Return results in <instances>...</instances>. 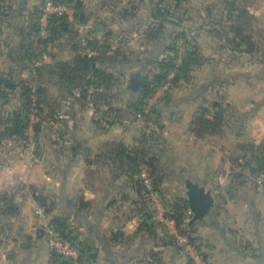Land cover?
<instances>
[{
  "label": "crops",
  "instance_id": "0c3cea01",
  "mask_svg": "<svg viewBox=\"0 0 264 264\" xmlns=\"http://www.w3.org/2000/svg\"><path fill=\"white\" fill-rule=\"evenodd\" d=\"M80 1L83 6V22L90 33L97 31V36L101 37L107 27L118 30L122 26H128V23L120 24L114 17V12L134 0ZM41 2L42 0H10L9 11L0 13V73L15 71L24 78L30 75L23 63L15 62L19 51H13L19 46V29L27 27L30 13ZM146 3L141 4L138 12L142 19L147 16ZM250 12L259 20L261 17L264 20V12L251 9ZM196 14L194 22L200 23L206 19L204 7L199 8ZM96 23H100L105 30H94ZM135 26L130 23L128 27L130 46L140 52L144 51L150 57L160 56L163 51L160 44L146 48L142 45ZM198 35V47L201 49L197 52L206 55L208 61L197 58L196 53V58L192 61L196 66L194 70L191 68V79H182L172 89L170 97L158 104L157 115L163 127L156 148L163 170L168 174L172 172L174 183L192 179L211 190L214 195L217 182L210 178V173L221 167L220 144L217 143L219 136L216 133L202 137L196 135L191 129L192 122L200 109L209 106L214 100L213 94L221 89L227 96L224 106L228 109V124L240 122L242 127H247L248 132L251 126L254 139L263 140L264 66L258 68V77L255 79V87L259 83V96L253 97L246 87L254 80L250 74L245 75L249 83L245 80H232L219 86L218 79L215 78L218 75L216 65L212 68L213 64L210 62L209 72H201V69L208 66L206 62L210 61L209 58L215 60L218 56L210 49L212 46L204 45L206 38L212 37L204 29H199ZM213 42L217 40L214 39ZM49 53L44 59L47 63L58 59L68 60L73 56L65 37L50 45ZM141 69L143 68L137 65L127 72L135 73ZM198 71L202 74L199 75ZM230 75L235 74L232 72ZM135 94L132 91L121 94L118 104L131 100ZM20 103L17 90L10 94L7 101L0 98V116ZM74 106L59 135L45 142L47 146L42 156L40 155V161L33 162L29 151L31 144L20 141L19 144L16 138H3L0 141V194H8L6 201L13 203L8 204L10 213L0 210V232L6 222L13 221L10 225L15 228L14 240L4 242L0 238V264H50L51 251L47 240L42 233L32 230L37 201L32 196L30 186H36L55 202L50 217H69L74 234L79 232L87 249V256L83 257L84 264H148L144 256L151 251L158 252L161 259L160 263L154 264H252V261L264 264L263 246L257 247L252 242L257 253L255 257L244 252L246 249L238 246L236 232L239 231L232 229L235 225L243 231L251 227L261 237L264 232V193L253 189L246 182H231L223 196V203L215 198L216 202L210 213L196 221L195 228L202 240V253L197 251L198 256L194 258L181 250L175 241H168V244L163 242L161 238L167 234L163 226L157 229V235L161 237L158 240L155 239L157 235L154 237L148 231L140 229L143 221L138 205L140 197L135 189L131 190L132 196L129 191L130 187H135L132 174H114V168L110 164L98 159V154L107 141L121 140L128 145L137 144L142 133L150 130V125L138 128L132 124L115 123L112 130L102 132L94 121L90 106L84 108L78 103ZM230 108L236 110L229 112ZM41 144L39 138V147ZM19 184L23 189L16 192V188L20 189ZM119 196L122 204H119ZM81 199L88 203L86 208L79 205ZM2 204L0 201V206ZM167 235L169 238L172 236ZM258 241L260 243L262 240Z\"/></svg>",
  "mask_w": 264,
  "mask_h": 264
},
{
  "label": "trees",
  "instance_id": "16d2710c",
  "mask_svg": "<svg viewBox=\"0 0 264 264\" xmlns=\"http://www.w3.org/2000/svg\"><path fill=\"white\" fill-rule=\"evenodd\" d=\"M1 1L0 13H7L10 9V0ZM63 1L77 4L80 12H83L80 0ZM188 1L190 0L131 1L114 12V17L118 19L119 23H128V26L118 30L107 27L101 37L97 36V31L89 32L86 46H82L77 30L64 17L52 16L49 23V36L41 37L38 22L41 10L39 6H36L30 13L27 27L19 29L21 37L19 46L16 51H13L14 53L19 51L18 59L15 62L23 63L24 68L30 71V75L24 78L15 71L0 73V98L7 101L10 94L17 90L21 101L19 106L2 117L0 116V141L3 138H16L17 141L27 144L31 124L35 139L38 140L44 126L46 127L44 122L49 124V121L62 109V100L68 98L74 89H79L82 92V98L78 99L75 104H81L84 108L89 106L90 101L87 96L91 86L103 88L101 92L93 96L92 101L97 107L105 105L106 111L113 115L115 123L127 124V120L128 124L135 123L140 117L148 119L147 122L151 123L150 130L142 133L137 144L128 145L121 140L107 141L98 154V159L105 164H110L114 168L112 170L114 174L119 172L124 175L132 174L131 179L134 181L140 197L139 209L143 213L140 229L148 231L154 237L157 235L158 227H162V225L153 222L154 212L147 205L149 204V193L138 182V178L142 165H147L150 169L154 190L161 194L167 173L161 166L156 148L163 127L157 115L158 105L154 106L150 112H145L144 109L148 99L168 79L171 71H175L172 89L182 79L185 81L191 79L192 70L187 65L196 58L199 47L187 39L188 34L193 30L198 32L199 29H204L210 37L217 40L216 53L218 52L217 54H220L221 57L226 56L228 59V57L234 56L236 59L244 53L248 56H258V61L264 64V33H261L260 38L256 36V30L261 29L257 24L255 25L258 18L250 12L248 0H211L204 6L206 19L200 23L194 22L192 30L190 28L181 29V22L178 20L180 14H186L188 20L194 18L196 21L197 16L193 14L191 18L189 8H186ZM142 3H146L149 11V17L145 20L138 13ZM215 11L218 12L219 17L217 14H213ZM130 23L136 25L140 41L146 48L160 44L163 50L160 56L150 57L144 51L140 52L130 46L128 31ZM62 37H65L69 42L73 51L72 58L45 62L44 55H50L49 46ZM181 39L185 40L187 53L182 64L178 65V44ZM113 47L115 48L113 49ZM88 50H94L97 53L89 55ZM137 65L143 69L135 73L127 72ZM132 76L145 78L146 85L137 91L129 88ZM219 81L218 79L219 84L217 85L222 86ZM52 87L56 89L54 92ZM129 91L136 92L135 96L121 105L118 104L120 95ZM220 91L221 89H219L218 95ZM170 94L171 92L162 101L170 97ZM33 95L37 97L36 106L33 105ZM35 108L38 109L36 115L41 117V120L31 123V115ZM227 112L228 109L224 106L223 100L214 99L209 106L200 109L198 116L192 122V131L200 137L210 133H221L222 128L228 124L226 121ZM209 113H212V118L207 116ZM97 126L100 127V124ZM239 146L243 155L236 156L233 161L236 162L242 156L248 160L244 164L243 170L234 173L233 180L245 178L246 169L252 179L256 174L264 171V141L258 144L245 142ZM30 191L34 199L42 205L46 214L51 215L50 213L54 211L55 207V202L50 199L51 197L36 186H30ZM8 198V194H0V201L3 202L1 211L10 213V207L6 204ZM166 202L168 214L176 219L180 232L187 235L197 251L201 252L202 240L195 228L197 223L185 222L190 209L187 197L179 195L174 200H166ZM79 205L86 208L88 203L81 199ZM50 224L61 237L77 246L79 263L84 264L83 257L87 256V249L81 245L83 243H78L79 237L74 235V228L71 226L69 217L54 215ZM162 228L164 229V226ZM167 234L163 238L157 235L155 239L161 238L165 244H168V241H175L173 236L169 238ZM242 247L249 250L252 256L257 255L256 249L251 245ZM148 254L145 258L148 264L160 263L158 252L151 251ZM50 264H72V262L58 253L52 252Z\"/></svg>",
  "mask_w": 264,
  "mask_h": 264
},
{
  "label": "rangeland",
  "instance_id": "374dc122",
  "mask_svg": "<svg viewBox=\"0 0 264 264\" xmlns=\"http://www.w3.org/2000/svg\"><path fill=\"white\" fill-rule=\"evenodd\" d=\"M210 1L211 0H190V1H188L187 5H186V8H189L188 11H190L189 12V15L191 16V18L193 17V14L195 15L197 13V11H198L199 8L204 7ZM248 1H249L248 2V6H249V8L251 10H255L257 12H264V0H248ZM217 13L218 12L215 11L213 14L215 15ZM143 14H146V13H143ZM261 14H263V13H261ZM146 15L147 16H146L145 19H147L149 17L148 16L149 15V11L147 12ZM187 16L188 15H186V14H180L179 17H178L179 22H181L180 23L181 29H188V28H190L192 30L194 28H191V27H194L192 25H193L195 19L193 18L192 19V22L193 23H191V21L188 20V17ZM217 16L219 17L218 14H217ZM261 18H262L261 20L257 19L256 22H255V25L257 24V26H259L260 29H261V30H259V29L256 30V32H257L256 36H258L259 38L261 36V33L262 32L264 33V20H263V17H261ZM123 27H125V26H122V28ZM88 32H89V30H88ZM193 32L197 36L196 39H193V40H195V44L194 45L195 46H198V44H199V35H198V32H195V30H193ZM263 36H264V34H263ZM206 39L207 40L204 43V45L206 47L212 46V48H210V49L216 53L217 43L216 42H213L214 39H212V38L207 37ZM189 41L192 42V40H189ZM183 45H184V47H186L185 44H183ZM202 48H203V50L205 49V47H202ZM200 49H201V47H200ZM200 49H198V50L200 51ZM186 53H187V49L184 52V54H182L181 61L178 63L179 65L182 64L183 58L186 55ZM197 56H198L197 58H200V59H207L208 58V57H205L206 55L204 56L202 53H199V52H197ZM233 58H234V56L231 57V58L228 57V59H226V56H224V58H223V57H221L220 54L215 58V60L209 58L210 61L209 62H206V63H208V66H205L206 68L201 69V72L202 73L205 72L204 74H207L209 72V68H210L209 63L212 62V64H213L212 65L213 66L212 68H214L215 65H216V72L218 74V75L215 76V78L219 79L220 80L219 82H221L222 85L223 84L225 85L226 83H230L232 80L233 81L236 80L237 82L238 81L244 82V80H245L246 82H248L246 80L247 78L245 77V75L246 74H248V75L250 74L252 76V78H254V80L252 81V84H250V86L248 85L246 87L250 90L251 95H253V97H254V95L259 96V93H257V91H259L258 90L259 83L255 87V83H256V80L255 79H256V77H258V68L259 67H262L264 65L258 61V56H255V55H249L248 56V55H246V54L243 53L242 55L240 54V58L237 57L236 59L234 58V60H233ZM204 61H208V59L207 60H204ZM213 62H215V64ZM187 66H189V67H191L193 69L196 65H194V64H192V62H190V63H188ZM242 69H244V71ZM201 72L198 71V74L200 75ZM232 72L235 75H233V76L230 75V74H232ZM55 90L56 89L54 87H52V91L54 92ZM213 95H215L214 97H212L213 99H217L219 101L223 100V103L226 104L225 100L227 99L226 98L227 96H226V93L223 90L220 91L219 95H217V94H213ZM99 107H100V110H102V113L99 114V115H96V114L93 113L94 121L96 122V124H100V127L97 126L100 129V131H102V132H108V131L112 130V127L113 126H115L114 125L115 124V121L113 119L110 122L111 125L106 127L102 119H103V116L104 115H107L108 111H106L107 110L106 107H104L102 105L99 106ZM72 108L73 107H71L69 109V111L66 114V117L64 119H62L57 126L50 125V124H47V123L44 122V124L46 125V127L44 126V130L42 131V134L39 137V138H41V141H42V144H41L40 147L38 145V140L39 139L38 140L35 139L34 132L33 133H30L29 132V135H28L29 136V139L27 141V144L28 143H29V145L31 144L29 151L31 153L33 162L34 161H36V162L37 161H40V159H41L40 158V155L42 156V153L45 151V148L47 146V143H45V142H49V140L51 138H56V136L59 135V133L62 130L64 121L67 120L70 117V115H69L70 114V111L73 112L72 111L73 110ZM74 108H75V106H74ZM232 110H236V109L230 108L229 109V112H232ZM207 116H208V114H207ZM212 116H213L212 113H209V116L208 117L209 118H212ZM32 117L33 116L31 115V122H32ZM34 120H35V122H32V123H36L37 121H40L41 120V117H39V116L36 115V117L34 118ZM147 120L148 119H146V118H142V119H139L138 121H136L135 123H130V124L135 125L138 128H141L144 125L145 126H147V124L150 125V123H147ZM126 123L127 124L129 123L128 120L126 121ZM249 131L250 132H248V129H247L246 126L245 127H242L241 124H240V122H237V121L235 122V125H233V124H226L222 128V132L218 134L219 141L217 142V143L220 144V148H219V155H220L219 165H221V167H220V169H217L216 168V170H214V171H212L210 173V178H213V180H215V182H217L218 175L221 172V169H222L223 165L228 164V163H232V162H234L233 159L236 156L243 155V151H240L239 150V147H240L239 145L240 144H243L245 142H250V143L253 142L255 144H258L261 141H264V139L261 140V141H257L256 139H254V137L252 135L251 126H250V130ZM18 143L21 144L19 141H18ZM241 158H243L244 161H243V163H241L242 165H241L240 170H243L244 167H245L244 164L247 162L248 158L243 157V156ZM161 165H162V163H161ZM244 174H245L244 175L245 178H242V179L236 180V181H234L232 179L233 181H231V182H235V183H238L239 181L246 182L247 185H249L253 189H255L254 184H253V180L250 178L248 169L245 170ZM174 179L175 178H174L172 172H171V174H168L167 173V176L165 177V180L163 182V188H162L163 195H162V193L160 194V192H157V193L155 192L153 194H149L148 195L149 204H147V205L149 207H151L150 210H153L154 213H155L156 208H157V207H154L155 206V203L157 201L158 202H162V203L165 204V203H167L166 200L167 201L174 200L175 197H178L179 195L186 196L187 197L185 181H180L179 184L178 183L176 184V183H174L175 182ZM138 182L146 190V188L142 184L140 178H138ZM19 188L20 189H17L16 188V192H19V191H21L23 189V188H21V185L19 186ZM134 189L136 190L135 187H130L129 188V191H130L131 196H132L131 190L135 191ZM24 192H26V190ZM146 192H148V191L146 190ZM21 193H23V192H21ZM119 200H120L119 201V204H122L120 196H119ZM130 202H132V201H130ZM10 203H12V202L11 201L10 202L9 201H6V204L7 205L10 204ZM36 206H42V205H40V203L37 202V205ZM35 208H34V222L35 223L32 226V228H33L32 230L34 232H36V230H37V233H39V232L41 233V228H40L41 220H39V218L35 214ZM136 209H137V206H136ZM0 210H3V207ZM141 214H143V213L141 212ZM192 215H193V213H192ZM51 218L52 217H50L47 214V221L50 222ZM6 220H9V219H6ZM12 222L13 221L6 222L3 225V227H2V230L0 232V235L2 234V236H0V238H2L4 242H7V241L9 242V240L10 241L14 240V236L15 235H14L13 229H15V228H13V226L10 225ZM153 222H155V221H153ZM232 229H234V230L236 229V230L239 231V233L236 232L237 233L236 237L239 240L238 246H243V245H248L249 246V245H251L252 248H254V244H255V246H257V247H260V246L262 247L263 246V248H264V232L261 235V237L259 238V236L257 234H255L254 230L251 227H249L248 229H246V231H243L242 229L240 230V228L238 227V225H235ZM8 230H9V232H8ZM246 233H248V235ZM74 235L77 236V237H79L77 239L78 243L84 242L83 239H82V237H80L79 232H76ZM228 236H230V235H228ZM259 239L262 240V241H260V243L258 241ZM45 240H46V237H45ZM252 242L254 244H252ZM81 245H83V244H81ZM180 249L183 250L181 247H180ZM155 250H157V249H155ZM240 250H241V248H240ZM243 251L244 252H248V253L250 252L247 249L246 250H243ZM51 254H52V251H51ZM147 255H149V254H147ZM146 256H144V259L146 258ZM252 262H254L252 264H258L255 261H252Z\"/></svg>",
  "mask_w": 264,
  "mask_h": 264
},
{
  "label": "built area",
  "instance_id": "2783aa9c",
  "mask_svg": "<svg viewBox=\"0 0 264 264\" xmlns=\"http://www.w3.org/2000/svg\"><path fill=\"white\" fill-rule=\"evenodd\" d=\"M2 1L0 0V5ZM40 7V15H39V33L40 36L46 38L49 36V23L52 16L64 17L72 26L77 30L79 34V41L82 46L87 45L88 40V27L81 20V12L77 4L73 2H67L63 0H42ZM195 33L192 31L188 34L187 39L192 40L193 44H195L196 39ZM184 39H181L178 44V57L177 64L181 61L182 54L186 51L184 47ZM115 47H113L114 49ZM89 55L96 54L97 51L88 50ZM47 58V55H44V59ZM179 65V64H178ZM175 76V71H171L168 75V79L161 84L154 92V94L148 99V103L144 109L145 112H150L154 106L158 105L171 91L173 87V78ZM102 87L91 86L89 88V94L87 99L90 101L89 106L93 110V113L99 115L102 113L100 107H97L92 98L94 95L102 91ZM82 98V92L79 89H74L73 93L66 99L62 101L63 107L57 112L55 117L49 121L50 125L57 126L59 122L66 117L67 112L71 107L74 106L75 102L78 99ZM33 105H37V97L33 95ZM38 109L35 108L32 114V122H35L34 118L36 117V113ZM141 116V115H139ZM209 116V114H208ZM144 117H140L142 119ZM114 119L113 115L107 113V115L103 116V122L105 126H110L111 121ZM31 122V123H32ZM158 129V127H155ZM29 132L33 133L32 124L29 126ZM244 159L239 158L236 162L228 163L223 165L221 172L218 175L217 179V187L214 189V197L220 199L219 203H223V196L227 192V187L231 183L233 179V175L235 172L240 171L241 163H243ZM139 178L148 191L149 194L155 193L153 180L151 177L150 169L147 165H142ZM253 184L255 189L264 193V171L256 174L253 178ZM216 202V199H215ZM156 211L153 216V220L164 226L165 230L169 235H172L175 238L176 244L181 247L185 252L190 254L192 257L196 258L198 256L196 247L190 242L187 235L180 232L177 221L174 217L168 214L167 204L162 202H156L155 206ZM35 214L41 220L40 228L41 233L46 237L47 243L52 252L58 253L63 258L71 260L72 264H80L79 263V249L77 246L73 245L67 239L61 237L56 229L47 221V214L42 206H36ZM192 212L189 209L187 212V216L185 218V222H190L192 218ZM37 231V230H36ZM9 232V230H8Z\"/></svg>",
  "mask_w": 264,
  "mask_h": 264
},
{
  "label": "water",
  "instance_id": "95a60500",
  "mask_svg": "<svg viewBox=\"0 0 264 264\" xmlns=\"http://www.w3.org/2000/svg\"><path fill=\"white\" fill-rule=\"evenodd\" d=\"M81 20L83 21V14H81ZM94 30L104 31L105 28L100 24L96 23L93 26ZM147 81L145 78L140 76H133L129 82V88L137 91L146 85ZM186 194L189 202V208L193 213L190 224L204 218L210 213L215 205V197L211 190H208L205 186L200 185L198 182L192 179L185 181Z\"/></svg>",
  "mask_w": 264,
  "mask_h": 264
}]
</instances>
